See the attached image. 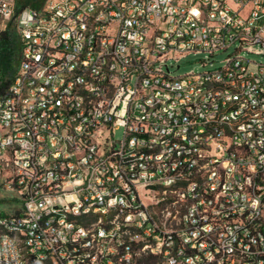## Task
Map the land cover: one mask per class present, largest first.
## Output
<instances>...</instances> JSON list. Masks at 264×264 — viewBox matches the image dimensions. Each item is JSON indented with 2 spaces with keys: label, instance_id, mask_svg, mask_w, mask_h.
<instances>
[{
  "label": "built area",
  "instance_id": "obj_1",
  "mask_svg": "<svg viewBox=\"0 0 264 264\" xmlns=\"http://www.w3.org/2000/svg\"><path fill=\"white\" fill-rule=\"evenodd\" d=\"M14 16L0 0V33ZM16 20L0 264H264V65L242 55L264 54V0H48Z\"/></svg>",
  "mask_w": 264,
  "mask_h": 264
},
{
  "label": "trees",
  "instance_id": "obj_2",
  "mask_svg": "<svg viewBox=\"0 0 264 264\" xmlns=\"http://www.w3.org/2000/svg\"><path fill=\"white\" fill-rule=\"evenodd\" d=\"M38 7V0H16L15 16L0 33V97L8 92L20 65L22 41L16 18L22 11Z\"/></svg>",
  "mask_w": 264,
  "mask_h": 264
},
{
  "label": "rangeland",
  "instance_id": "obj_3",
  "mask_svg": "<svg viewBox=\"0 0 264 264\" xmlns=\"http://www.w3.org/2000/svg\"><path fill=\"white\" fill-rule=\"evenodd\" d=\"M38 1H39V7L37 8V10H42L45 7L46 3L48 2V0H38ZM15 4H16V0H15ZM234 53H235L234 47L227 50L226 52H221L214 60H211L213 67H210L209 65L206 67L202 66V63L205 60V55H199V56L191 55L180 61V63L178 64L180 66L179 69H177V65H175L171 69V71L174 76H181L190 71L203 72L211 68L219 67L222 60L227 58V56L229 55H233ZM242 55H244L250 61L264 65V54L255 55V54L242 53ZM122 139H123V129L116 130L114 132V140L121 141ZM19 209H20V204H19L18 196L14 191L6 188L0 180V218L5 216L16 215L19 212Z\"/></svg>",
  "mask_w": 264,
  "mask_h": 264
}]
</instances>
